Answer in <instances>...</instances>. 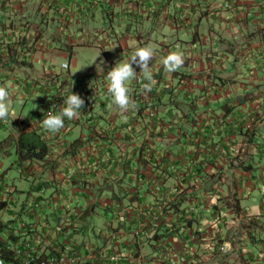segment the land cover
Returning <instances> with one entry per match:
<instances>
[{"label":"crops","instance_id":"obj_1","mask_svg":"<svg viewBox=\"0 0 264 264\" xmlns=\"http://www.w3.org/2000/svg\"><path fill=\"white\" fill-rule=\"evenodd\" d=\"M147 45L161 49L150 65L155 85L144 95L131 81L135 108L121 113L107 72ZM173 51L185 62L168 73L161 61ZM0 81L14 99L0 121V188L38 203L19 218L35 228L26 237L38 254L80 247V233L71 243L49 237L59 217L87 227L85 240L93 228L84 247L99 249L79 264H138L156 227L153 194L167 187V199L186 193L181 208L192 222L179 221L177 234L158 239L159 256L141 264H264V0H0ZM72 92L84 108L49 134L42 120ZM32 129L49 149L23 170L17 138ZM119 193L129 227L114 231ZM103 253L117 259L99 262Z\"/></svg>","mask_w":264,"mask_h":264},{"label":"trees","instance_id":"obj_2","mask_svg":"<svg viewBox=\"0 0 264 264\" xmlns=\"http://www.w3.org/2000/svg\"><path fill=\"white\" fill-rule=\"evenodd\" d=\"M58 99L59 97L56 96ZM244 134L248 135V129L244 131ZM264 146V145H263ZM49 147L47 145V141L42 137L41 133L36 131L35 129L32 130H24L22 131L17 138V143H16V153H17V163L18 166H23L22 169L26 170L29 168L31 162L34 159H42L44 158L45 154L47 153ZM28 161V164H25ZM38 189L41 187H46L47 183L46 181H39L38 184ZM3 188V187H2ZM160 189V188H159ZM3 189L0 188V191ZM178 190V189H177ZM167 187H164L162 190V194L159 195L157 193H154L153 196H155L157 201H164V211H165V218H167V224H164L165 221H161L155 228L154 232L149 238L146 239H153L154 241H157L158 246H162V243L158 241V239H164L165 236H174L179 232L178 230V222L183 221L186 224H190L192 222L193 217L188 215H184L183 211L184 209L181 208L183 202L187 199V195L184 191H175L172 196V198L167 199ZM17 194H19V191H17ZM119 196V195H117ZM26 197L28 199V196H25L24 200L21 201L20 203L17 204V197L11 200V197H0V211L1 210H6L9 211L10 214H13L14 212H17V218H20L21 214L24 213L26 214H32V212H36L37 207L34 205V203H28L26 200ZM119 198V206L117 205L115 209H113V216L116 218V224H113L112 230L114 231H119V230H124L126 228V219H120V217H124L125 213H122L121 209V197ZM136 199H139L136 193H133L131 195V203L136 201ZM18 207L17 210H15ZM31 208V209H30ZM233 209L236 211V207L233 205ZM87 208H85V211ZM144 213V211H143ZM55 218V217H54ZM52 218V225L49 228H52L50 232H47L49 237H52L56 240L57 238H62L66 239L69 243L72 242L73 237L76 234H81L82 235V241L80 242V247L72 245V248H68L69 250L71 249V254H79L81 255L82 258H85L86 255H90L92 253H95L99 248L96 249H91L88 250L84 247L85 243L90 242V239L94 237L93 233V228H91L92 234H87L86 235V240L84 239L83 235L87 233V227H81L80 225H76L72 222H69L68 225L63 224V222H59L58 218ZM13 219H11L10 222H12ZM22 224L20 223L19 235L26 236L29 235V231H32V229H35L34 227L31 226V222H27V220H22ZM10 222L8 223H3L0 222V251L4 258L7 261H12L18 263L20 258L16 256L11 250L7 248L10 242H15L18 240V237L13 235V231L10 229ZM24 223V224H23ZM127 224V223H126ZM129 224V223H128ZM127 224V225H128ZM129 227V225H128ZM84 228V229H83ZM1 233H4V237H2ZM143 236V235H142ZM145 238V237H144ZM62 241V240H61ZM144 241V240H143ZM163 241V240H161ZM41 243V242H40ZM137 243V242H136ZM39 244V243H38ZM138 244V243H137ZM63 250V248H61ZM60 249V250H61ZM159 249V248H158ZM60 250L52 251L49 254H60ZM56 252V253H55ZM134 256H138V250L134 251ZM149 260V258L147 259ZM85 264H92L88 259H85L84 261ZM79 264V263H76ZM127 264V263H124Z\"/></svg>","mask_w":264,"mask_h":264},{"label":"clouds","instance_id":"obj_3","mask_svg":"<svg viewBox=\"0 0 264 264\" xmlns=\"http://www.w3.org/2000/svg\"><path fill=\"white\" fill-rule=\"evenodd\" d=\"M110 51V50H109ZM156 55L155 49L151 45L137 47L127 61L116 63L107 72V94L111 97V103L121 112L126 113L135 108V103L131 98L130 82L141 77L142 94L147 95L155 85L151 62ZM184 54L179 51L170 52L161 63L168 73L179 71L184 65ZM136 65L140 69L139 74L133 67ZM14 106V99L9 91V86H0V121H7ZM85 106V100L75 93H71L64 100V106L58 114L48 111L46 118L42 120L43 129L49 134L59 133L65 127V118L73 120L77 118ZM14 117L13 119H16ZM24 238L26 236H23ZM31 236L28 238L30 239ZM33 242V241H32ZM35 245V242H33ZM36 247V246H35ZM36 251V249H35ZM37 253V251H36ZM38 256H46L40 255Z\"/></svg>","mask_w":264,"mask_h":264},{"label":"built area","instance_id":"obj_4","mask_svg":"<svg viewBox=\"0 0 264 264\" xmlns=\"http://www.w3.org/2000/svg\"><path fill=\"white\" fill-rule=\"evenodd\" d=\"M66 66L67 64H62ZM141 77H137L136 81L140 83ZM5 122V121H2ZM176 190V189H175ZM38 203H34L37 207ZM165 218L164 204L162 202L157 203L156 207L150 212L148 219L152 222L154 226ZM18 240L15 242H10L7 248L11 250L18 258L19 262L7 261L0 251V264H76L79 263L83 258L79 254H47L46 256H38L35 251L34 243L28 237H22L21 235L15 234ZM225 247L221 246L220 250H224ZM162 250L164 253L169 251L167 243H163ZM117 259L116 255L102 254L99 256L100 261H115Z\"/></svg>","mask_w":264,"mask_h":264},{"label":"rangeland","instance_id":"obj_5","mask_svg":"<svg viewBox=\"0 0 264 264\" xmlns=\"http://www.w3.org/2000/svg\"><path fill=\"white\" fill-rule=\"evenodd\" d=\"M155 49L156 50H158V51H160L161 49L158 47V46H156L155 47ZM80 58H83L84 59V61H83V65L85 66V67H89V66H92V63H90V59H91V54L90 53H87V52H85V53H81V55L79 56ZM86 58H88V59H86ZM83 68L82 70H85L86 71V68ZM56 69H60V67H59V65L58 66H56L55 67ZM3 81H0V84L2 83ZM39 82H41V81H39ZM8 83V82H7ZM3 84V83H2ZM260 134V133H259ZM264 134V131L262 132V135ZM264 147V146H263ZM264 150V149H263ZM7 162H8V160H7ZM3 163H5V160H4V162ZM3 165H5V164H3ZM21 183H26V185H27V182H21ZM20 185V184H19ZM21 185H23V184H21ZM23 193H25L26 194V191H23ZM38 195H45V196H47L48 194H49V190H46V189H44V191L43 190H39L38 192ZM17 194V191H15V192H13V191H8V190H2V191H0V197L2 198V197H8V196H10L11 197V200L12 199H14L15 198V196L14 195H16ZM28 194H31V193H28ZM119 195H120V193H119ZM152 196V195H151ZM25 197V196H24ZM24 197L23 196H21V197H19V199L17 198V203H20L21 201H23L24 200ZM120 197H121V209L124 211L125 210V208H126V203H127V201H128V199H127V197H126V195L124 194V195H120ZM26 199H27V197H26ZM27 202H29L30 201V199H27L26 200ZM131 205V204H130ZM18 209V207L15 209V210H17ZM23 216H25V214L23 215ZM11 219H13L12 220V222H10L11 221ZM23 220H26V217H23ZM109 220H110V217H109ZM97 221L99 222L100 221V219L98 220V218H97ZM0 222H3V223H9L10 222V229H11V231H13V235H15V234H18V233H20V231H19V227H20V219L19 218H17V212H14L13 214H10V212L9 211H6V210H1L0 211ZM97 222V223H98ZM116 224V221L114 222V225ZM79 225V224H78ZM106 230H109L107 227H106ZM1 232V231H0ZM1 235H2V237H4V233H1ZM147 237H145L144 239V241L146 242V245H147V249H144L143 251H142V255L141 256H139V258H135V260L137 261V263L138 264H141V257H143L144 255H146V256H151V257H157V256H159V250H158V248H159V246H158V244H157V241H154L153 239H146ZM30 240L31 241H33V242H35V243H38L35 239H34V237H30ZM134 259V258H133ZM143 261V260H142ZM145 262V261H144ZM135 264V263H134Z\"/></svg>","mask_w":264,"mask_h":264}]
</instances>
